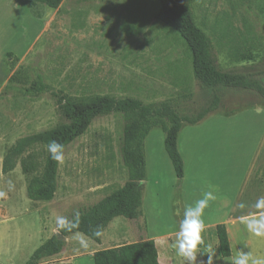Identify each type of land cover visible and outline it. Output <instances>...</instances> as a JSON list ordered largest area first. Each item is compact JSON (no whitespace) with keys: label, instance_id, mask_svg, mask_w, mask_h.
<instances>
[{"label":"rangeland","instance_id":"1","mask_svg":"<svg viewBox=\"0 0 264 264\" xmlns=\"http://www.w3.org/2000/svg\"><path fill=\"white\" fill-rule=\"evenodd\" d=\"M187 1L196 24L214 40L211 32L219 26H228L235 33L250 27L257 38L258 50L253 62L232 63L225 48L219 50L218 63L223 69H240L253 63L264 65V0ZM24 8L32 18L50 23V30L25 59L14 67L6 65L5 72L8 77L19 69L29 80L40 75L49 89L38 99H31L23 94L21 85L25 84L6 82L7 88L0 95V155L18 138L57 122L53 95L59 93L132 97L145 103L169 102L184 115H193L210 99L192 76L190 54L184 41L155 19L157 0H63L55 10L35 6L33 10L40 18ZM33 29L32 25L31 32ZM220 95L221 110L240 112L229 118L214 113L196 125H185L179 141L186 166L193 165L194 190L201 183L200 188H206L204 193L211 191L217 196L216 207L212 200L204 211L203 219L209 228L204 231L214 232L213 224L228 222L225 226L233 255L220 257L214 232V237H202L203 244L198 247L196 263L203 264H207L209 245L216 249L213 264H233L240 250L264 257V238L252 236L242 222V218L259 210L253 205H245L239 211L229 210L227 196L241 190L245 177H249L248 183L255 179L256 168L254 171L251 162L264 137V105L252 92L225 89ZM122 123L119 114L98 117L85 134L66 148L64 160L59 163L58 189L50 203L27 198L26 177L19 166L16 168L14 182L25 203L21 216L4 226L2 264H25L36 248L58 233L57 216L71 220L76 211L83 212L126 181L120 151ZM145 149L146 218L143 215L136 220L113 219L100 242L89 239L87 249L80 247L77 235L73 234L65 240V247L58 255L39 264H93L91 256L95 251L151 238L163 243L166 254L169 250L179 256L173 247L182 219L178 216L183 211L177 191L179 183L164 151L159 128L150 131ZM221 179L224 201L218 199L220 186L215 185ZM172 188L176 193L170 205L168 197ZM189 204L187 199L185 205ZM233 218L236 223H229ZM164 234L167 237H160ZM158 250L162 263L168 264L163 246ZM181 258L183 263L175 257V264H187Z\"/></svg>","mask_w":264,"mask_h":264},{"label":"trees","instance_id":"2","mask_svg":"<svg viewBox=\"0 0 264 264\" xmlns=\"http://www.w3.org/2000/svg\"><path fill=\"white\" fill-rule=\"evenodd\" d=\"M23 1L33 15L40 18L33 10L35 6L43 5L55 10L63 0ZM157 1L155 19L170 27L184 41L190 54L192 76L210 99L193 115H184L169 102L145 103L137 98H115L101 94L53 95L56 98L57 122L45 130L18 138L3 155L2 173L12 172L19 165L26 177L27 198L35 202H51L58 189L59 163L51 159L47 145L56 141L64 145L65 151L85 134L96 118L114 113L119 114L123 121L120 151L127 179L119 188L81 212L78 228L72 231L60 229V237L54 234L45 240L26 264H39L58 255L65 247V240L73 234L82 233L99 243L101 237L93 236L98 226L104 231L115 218L135 220L142 216L143 182L146 178L144 141L153 128H159L163 133L164 151L179 183L184 176V164L177 141L183 126L196 125L213 113L229 116L238 111L221 110L222 90L255 93L264 105V65L253 63L240 69H223L218 63L217 55L222 48H225L226 56L232 63L255 61L257 38L250 27L235 33L228 26H219L211 32L215 36L214 40L196 24L187 0ZM16 63L17 59L14 58L6 65L14 67ZM15 81L25 84L21 85L23 94L31 99H38L49 89L40 75L29 80L25 73L21 75L19 69L13 71L8 84ZM215 234L220 257H230L231 248L225 225H216ZM92 260L93 264H159L152 239L95 251Z\"/></svg>","mask_w":264,"mask_h":264},{"label":"crops","instance_id":"3","mask_svg":"<svg viewBox=\"0 0 264 264\" xmlns=\"http://www.w3.org/2000/svg\"><path fill=\"white\" fill-rule=\"evenodd\" d=\"M25 6L26 5L22 0H0V94L4 90L6 82L11 76V74H9L8 77L6 75V72H5L6 63H10L14 58L17 59V63L21 62L23 59H25L29 55L30 51L36 45L38 40H40V38L48 30H50V23L42 22L41 20L38 21L37 19L32 18L30 15L25 13V8H24ZM32 25L34 29L31 32ZM37 27H39V31H37ZM215 114L221 117H226V118H229L235 115V114H232L229 116H224V114H218V113H215ZM180 133L178 135L177 147H178V151L182 157L183 164H184V176L182 180L179 182V187H178L179 189H177V191H178L179 199L182 204V209L184 211V208L186 206L185 205L186 200L189 199L190 204L194 203L196 200L202 198L204 194V190L206 188L201 189L200 188L201 183H200L198 190H194L193 182L196 178H195L194 173L192 172L193 165L192 167H189V168L186 166V162H185L186 157H184V154H183L184 152H182L180 148V142H179ZM145 141H144V152H145V162H146V178H145V181L143 182L144 191H143V203H142V216L144 215L146 218L145 204H146L147 199H146L145 190H146L147 179H148V162H147V154H146V149H145ZM2 158H3V155H0V191L5 192L7 195L4 198H0V264H2L1 259L4 256V245H5V237H6L4 226L6 223L15 221L17 216H21L22 206L25 203L18 186H16V183L14 182V175L16 172L15 170L19 165L12 172L3 174L2 173ZM251 164L252 166L254 165V171L256 168L255 179L252 181V183L251 182L248 183L249 177H245L244 183L241 186L240 191L234 192L232 194L230 193L227 194V196H229L230 198V204H229L230 209L229 210L234 209V210L239 211L241 207H238V205L241 203H243L244 205L254 206L256 200L264 196V137L261 143L258 144L257 146V149L255 151V156L253 157ZM206 176L208 177V175ZM183 185H184V189L182 187ZM215 185L220 186L219 191L217 193V195H219L218 199L224 201V181H222L221 179L219 180V183ZM174 193L176 192L174 191V188H172L170 196L168 197V201L170 205L172 203V200L174 199L172 196ZM216 200H217V196L213 200L214 206H215ZM33 206H34L33 208L34 211L37 212L35 204ZM183 211L181 215L178 216L179 220L181 219V216L183 218ZM171 215H173L172 212H171ZM234 219L235 218L231 219L229 223L231 224L236 223V222H233ZM146 222L148 224L147 219H146ZM227 223L228 222L226 221L225 224L227 225ZM218 224L225 225L224 222L213 224L212 227L214 229V232H215V226ZM205 229L208 230L209 228L205 225ZM226 231L229 233V230H227V227H226ZM214 232H212L211 230L207 232L203 231L201 235L202 237H214V234H213ZM167 234H164L160 237H167ZM56 235L60 237L59 233H56ZM149 237H153V236L149 235ZM151 239L153 240V238ZM228 239H229V236H228ZM153 241L155 242L157 253H158V262L159 264H161L159 260L160 252L158 248L160 246H163L165 254H166V250L162 242L161 244H159V243H156V240H153ZM229 243H230V240H229ZM217 245H218V241H217ZM166 246L167 245H165V247ZM166 248L168 250V246ZM166 255L168 257V264H175L176 259H179L181 261L180 263H183V259L180 256L173 255L169 250H168V254ZM232 255L233 253L231 250V256ZM91 260H92V256H91ZM196 264H203V263H196Z\"/></svg>","mask_w":264,"mask_h":264},{"label":"clouds","instance_id":"4","mask_svg":"<svg viewBox=\"0 0 264 264\" xmlns=\"http://www.w3.org/2000/svg\"><path fill=\"white\" fill-rule=\"evenodd\" d=\"M48 152L52 160L62 163L64 160V145L51 141L47 145ZM11 186V184H10ZM6 193L0 191V198L6 197ZM215 196L211 191L205 192L202 198L196 200L194 204L186 205L183 211V218L179 221V230L176 232V243L173 247L176 249L177 254L183 257L187 264H196L198 247L203 244L201 233L205 229V222L203 219L204 211L209 207L210 201L214 200ZM238 207H245L243 203ZM255 209L259 210L257 213L249 217L242 218L247 231L254 237L264 238V196L258 198L254 204ZM80 212L74 213V219L69 220L64 216H57L55 219L56 229L72 231L74 228L79 227ZM101 227H97L93 236L99 238L103 236ZM78 243L81 248L87 249L89 246V237L84 236L82 233L76 234ZM216 254V249L208 246L207 264H213V258ZM233 264H264V257H254L249 251H238L233 260Z\"/></svg>","mask_w":264,"mask_h":264}]
</instances>
